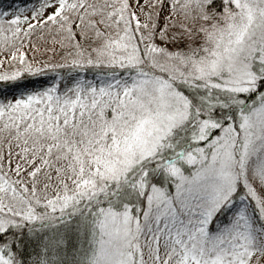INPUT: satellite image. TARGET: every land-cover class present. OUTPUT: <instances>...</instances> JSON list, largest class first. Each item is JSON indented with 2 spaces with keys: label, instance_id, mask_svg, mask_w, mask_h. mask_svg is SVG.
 I'll use <instances>...</instances> for the list:
<instances>
[{
  "label": "snow or ice",
  "instance_id": "obj_1",
  "mask_svg": "<svg viewBox=\"0 0 264 264\" xmlns=\"http://www.w3.org/2000/svg\"><path fill=\"white\" fill-rule=\"evenodd\" d=\"M0 264H264V0H0Z\"/></svg>",
  "mask_w": 264,
  "mask_h": 264
},
{
  "label": "trees",
  "instance_id": "obj_2",
  "mask_svg": "<svg viewBox=\"0 0 264 264\" xmlns=\"http://www.w3.org/2000/svg\"><path fill=\"white\" fill-rule=\"evenodd\" d=\"M2 2H3V3H7V2H8V0H2Z\"/></svg>",
  "mask_w": 264,
  "mask_h": 264
}]
</instances>
